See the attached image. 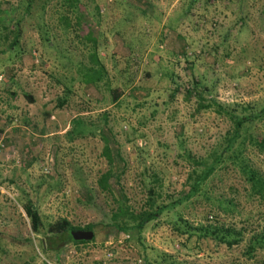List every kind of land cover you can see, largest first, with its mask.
<instances>
[{"label":"rangeland","instance_id":"374dc122","mask_svg":"<svg viewBox=\"0 0 264 264\" xmlns=\"http://www.w3.org/2000/svg\"><path fill=\"white\" fill-rule=\"evenodd\" d=\"M80 2L84 40L76 17L70 27L58 22L56 1L36 0L24 18L23 0H0V21L21 32L20 51H3L11 37L0 38V264H144L162 253L177 264H264V250L248 258L245 240L229 248L174 230L179 216L246 235L264 225V204L251 196L241 163L219 160L205 193L178 203L196 161L212 163L232 126L215 109L197 111L198 98L188 99L195 81L222 106L264 110V0ZM95 52L105 66L99 83L87 76ZM116 88L123 93L113 101ZM255 129L264 135V115ZM104 138L115 198L138 212L154 186L155 204L169 206L143 232L110 226L114 198L98 186L111 168ZM245 150L264 174V155ZM28 199L43 219L39 234L23 209ZM60 218L96 224L94 239L44 251L46 230Z\"/></svg>","mask_w":264,"mask_h":264},{"label":"trees","instance_id":"16d2710c","mask_svg":"<svg viewBox=\"0 0 264 264\" xmlns=\"http://www.w3.org/2000/svg\"><path fill=\"white\" fill-rule=\"evenodd\" d=\"M43 1V0H40ZM49 1H56V5L59 6L60 16L58 22L65 24L66 27L71 26V20L73 15L76 17L78 26H82L81 37L84 40L85 31L84 28L87 25L84 23L83 14L85 12V6L81 5L80 0H44L45 4ZM27 4L26 12L23 15L24 18L30 15L31 9L33 8L36 0H23ZM44 4V7H45ZM64 8V10H63ZM45 10V9H44ZM42 10V11H44ZM4 12V8L0 5V15ZM263 20H264V9H263ZM7 22L0 21V38H4L9 41L7 47L3 51L9 50L14 51V49L19 48L20 51V37L21 32L19 31V23H12L7 25ZM45 20H42V29L46 26ZM66 31V28L64 27ZM87 39V38H86ZM93 54V53H92ZM94 57L96 62V67H91L87 70V76L92 79L93 82L99 83L101 81L103 74L105 73V66L100 62L97 52H95ZM199 82L195 81L193 88L188 92L190 99L192 96L198 98L197 111L211 110L215 111L223 116H227L231 123V129L229 131V138L226 139V143L221 150H215L210 157L213 158L211 163L208 160L196 161L197 167L193 170L189 176V186L190 190L186 197L178 200V203H182L183 200L189 201L195 196L203 195L208 187L209 182L212 177L218 173V163L219 160L224 162L230 161V163L238 166L242 164V171L246 180L250 185L251 196L253 198L259 199L261 203L264 204V174L251 166L248 158L246 157L247 148L258 149L259 153L264 155V135L260 134L258 129L254 130V125L256 121L260 120L264 115V110L256 113H249L247 106L243 107L240 105L233 106L232 108L222 106L214 98L209 99L205 96L208 91L207 86L203 89L198 88ZM121 88H116L113 90V101L117 100L118 97L123 93ZM29 101H33L31 95H26ZM105 140L104 154L107 157V162L111 166L98 181V186L105 195L112 196L114 199V209L111 210L110 226L117 231L128 234H134L135 231L143 232L147 226L160 219V217L165 214L169 206H161L155 204L156 190L153 187L149 188L150 197L147 201V207L141 211H134L128 204L126 197L115 198L113 188L110 185V180L113 177L112 166L114 164L113 153L110 147L108 139ZM1 142H5L4 139H0ZM243 150H242V149ZM4 150V148H3ZM154 182H158L154 181ZM162 185V183H159ZM94 202L96 198H91ZM23 209L30 220L31 228L35 234H39L43 227V219L37 205L28 199L23 204ZM230 209V207H229ZM228 209V210H229ZM232 209V208H231ZM213 213V212H212ZM96 225V224H95ZM95 225H89L86 228L80 226H75L67 218H60L55 222L49 224L46 232L47 238L43 240L42 247L44 251H59L65 244H87L89 241L75 240L72 232L78 230H90L93 231ZM174 230L179 236H186L187 240L190 241L193 237H196L197 241L201 240H212L216 243L226 245L229 248L235 245H240L244 240L247 242L246 255L248 258L253 259L258 251L264 250V225L260 229L254 231L250 235L244 234L242 230H237L235 227H226L224 225H219V223L208 222V223H197L193 224L190 221L179 216V218L174 222ZM130 238V236H129ZM141 239V237H140ZM47 249V250H46ZM42 264H49L47 261H43ZM144 264H177L173 260L166 258L165 253L159 254L158 256L146 257ZM181 264V263H179Z\"/></svg>","mask_w":264,"mask_h":264},{"label":"water","instance_id":"95a60500","mask_svg":"<svg viewBox=\"0 0 264 264\" xmlns=\"http://www.w3.org/2000/svg\"><path fill=\"white\" fill-rule=\"evenodd\" d=\"M72 235L75 240H84V241H91L94 239V232L90 230H78L72 232Z\"/></svg>","mask_w":264,"mask_h":264},{"label":"built area","instance_id":"2783aa9c","mask_svg":"<svg viewBox=\"0 0 264 264\" xmlns=\"http://www.w3.org/2000/svg\"><path fill=\"white\" fill-rule=\"evenodd\" d=\"M3 148H4V143L0 141V158H1V155H2V152H3Z\"/></svg>","mask_w":264,"mask_h":264},{"label":"crops","instance_id":"0c3cea01","mask_svg":"<svg viewBox=\"0 0 264 264\" xmlns=\"http://www.w3.org/2000/svg\"><path fill=\"white\" fill-rule=\"evenodd\" d=\"M36 104V101H34L33 105Z\"/></svg>","mask_w":264,"mask_h":264}]
</instances>
